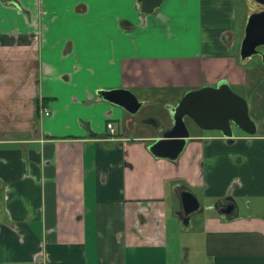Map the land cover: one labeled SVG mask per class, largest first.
I'll return each mask as SVG.
<instances>
[{
    "label": "crops",
    "instance_id": "0c3cea01",
    "mask_svg": "<svg viewBox=\"0 0 264 264\" xmlns=\"http://www.w3.org/2000/svg\"><path fill=\"white\" fill-rule=\"evenodd\" d=\"M178 1L181 20L136 0H0V264H264V208L240 202L264 198V59L239 54L262 6ZM221 81L254 134L233 125L227 141L185 116L182 151L155 156L166 105ZM117 87L136 112L96 93ZM179 186L209 202L199 236L174 243L194 214L182 224ZM225 195L236 209L211 208Z\"/></svg>",
    "mask_w": 264,
    "mask_h": 264
},
{
    "label": "water",
    "instance_id": "95a60500",
    "mask_svg": "<svg viewBox=\"0 0 264 264\" xmlns=\"http://www.w3.org/2000/svg\"><path fill=\"white\" fill-rule=\"evenodd\" d=\"M162 1L136 0L139 11L144 14L153 12ZM248 1L259 3L262 9L253 11L248 16L239 54L242 59L254 54H260L264 59V53L258 49L259 46H264V0ZM96 93L130 113L136 112L142 103L131 90L123 87L97 89ZM166 109L171 116L172 124L166 129L160 128L158 137L150 144L149 150L155 156L175 159L179 155L190 136L185 124V116L198 127L220 131L227 141L232 140L233 125L248 134L255 132V124L248 114L246 100L232 91L225 81L215 86L205 85L186 91L175 105H166ZM179 198L181 208L177 213L182 219V224L186 225L191 214L203 209L204 206L187 188H180Z\"/></svg>",
    "mask_w": 264,
    "mask_h": 264
},
{
    "label": "rangeland",
    "instance_id": "374dc122",
    "mask_svg": "<svg viewBox=\"0 0 264 264\" xmlns=\"http://www.w3.org/2000/svg\"><path fill=\"white\" fill-rule=\"evenodd\" d=\"M175 1L176 0H171L170 2H167V0H164V2L162 1L160 6L157 7V9L161 7L164 11H167L173 14L175 17H177V19L181 20L184 16V11H181L180 8L177 7V4L179 5V7L182 4L179 1L178 2H175ZM164 37H165L164 35L160 36L159 40L161 41V43L165 41ZM258 49L259 51L263 52L264 46H259ZM166 200L168 201L169 205L174 203V196L170 190H168L167 192ZM198 200L205 202V203L209 202L208 199L203 198L202 195H200V198ZM240 202H241V212L242 213H246V212L262 213V210L264 208V198L262 200L261 198H258V197L248 196V197H244L243 199H241ZM191 220H192L191 221L192 226L188 228L187 230H181V231L179 230V232H178V228H176V231H175V228L173 229V231L170 230L169 235H171L172 238H174V243H180L183 241L188 242L189 240H193V238L196 239L199 236L198 233H200V231L202 232V228H201L202 213L200 214L194 213L191 216Z\"/></svg>",
    "mask_w": 264,
    "mask_h": 264
},
{
    "label": "flooded vegetation",
    "instance_id": "af4514ba",
    "mask_svg": "<svg viewBox=\"0 0 264 264\" xmlns=\"http://www.w3.org/2000/svg\"><path fill=\"white\" fill-rule=\"evenodd\" d=\"M179 188H184L183 186H179ZM211 208L216 209L223 213H230L234 209H236V202L230 196L225 195L221 198H218L215 202L212 203Z\"/></svg>",
    "mask_w": 264,
    "mask_h": 264
},
{
    "label": "built area",
    "instance_id": "2783aa9c",
    "mask_svg": "<svg viewBox=\"0 0 264 264\" xmlns=\"http://www.w3.org/2000/svg\"><path fill=\"white\" fill-rule=\"evenodd\" d=\"M43 112H44L45 114H48V111L46 110L45 107L43 108ZM106 125H107V127L111 128V130L113 129V128H112V123H107Z\"/></svg>",
    "mask_w": 264,
    "mask_h": 264
}]
</instances>
